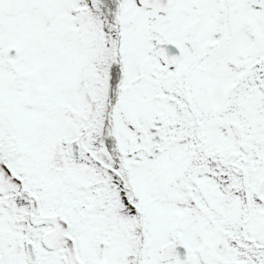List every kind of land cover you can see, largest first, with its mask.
Wrapping results in <instances>:
<instances>
[{
    "label": "snow or ice",
    "instance_id": "6c2138e0",
    "mask_svg": "<svg viewBox=\"0 0 264 264\" xmlns=\"http://www.w3.org/2000/svg\"><path fill=\"white\" fill-rule=\"evenodd\" d=\"M0 264H264V0H0Z\"/></svg>",
    "mask_w": 264,
    "mask_h": 264
}]
</instances>
